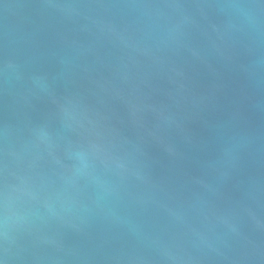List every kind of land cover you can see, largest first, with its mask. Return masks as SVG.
I'll return each instance as SVG.
<instances>
[{
  "label": "water",
  "instance_id": "1",
  "mask_svg": "<svg viewBox=\"0 0 264 264\" xmlns=\"http://www.w3.org/2000/svg\"><path fill=\"white\" fill-rule=\"evenodd\" d=\"M2 264H264V0H0Z\"/></svg>",
  "mask_w": 264,
  "mask_h": 264
},
{
  "label": "clouds",
  "instance_id": "2",
  "mask_svg": "<svg viewBox=\"0 0 264 264\" xmlns=\"http://www.w3.org/2000/svg\"><path fill=\"white\" fill-rule=\"evenodd\" d=\"M0 264H2V262H0Z\"/></svg>",
  "mask_w": 264,
  "mask_h": 264
}]
</instances>
